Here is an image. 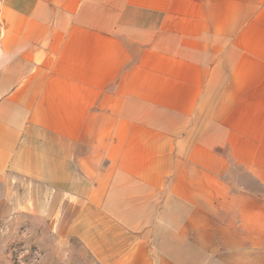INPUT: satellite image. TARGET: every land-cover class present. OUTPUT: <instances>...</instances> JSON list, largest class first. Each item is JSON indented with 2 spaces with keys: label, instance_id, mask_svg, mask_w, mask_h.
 Returning <instances> with one entry per match:
<instances>
[{
  "label": "crops",
  "instance_id": "1",
  "mask_svg": "<svg viewBox=\"0 0 264 264\" xmlns=\"http://www.w3.org/2000/svg\"><path fill=\"white\" fill-rule=\"evenodd\" d=\"M5 223L43 264H264V0H0Z\"/></svg>",
  "mask_w": 264,
  "mask_h": 264
},
{
  "label": "rangeland",
  "instance_id": "2",
  "mask_svg": "<svg viewBox=\"0 0 264 264\" xmlns=\"http://www.w3.org/2000/svg\"><path fill=\"white\" fill-rule=\"evenodd\" d=\"M20 191L21 193H23L25 190L21 187ZM8 226L11 227V225L5 223V225H3L4 228H1L5 233L1 236V238H3V242H5L4 247L6 250L2 251L0 255L6 261V263L9 264L11 262L15 264H21L22 259L23 264H33V261L38 260L40 257V260L37 262V264H43L42 261L45 255V251L39 249L38 247H35L34 244H29L28 239H26L22 234H13L12 230L8 231ZM57 247L60 246H56V248ZM22 253H24L23 257H21ZM58 254L59 250L56 253L55 259H59V256H57Z\"/></svg>",
  "mask_w": 264,
  "mask_h": 264
},
{
  "label": "clouds",
  "instance_id": "3",
  "mask_svg": "<svg viewBox=\"0 0 264 264\" xmlns=\"http://www.w3.org/2000/svg\"><path fill=\"white\" fill-rule=\"evenodd\" d=\"M28 233V232H27ZM27 233H25V238L26 239H28L29 237H28V235H27ZM23 255H24V253H22L21 254V257H23ZM40 260V257H39V259L38 260H34L33 261V264H37V262ZM21 264H23V260L21 259Z\"/></svg>",
  "mask_w": 264,
  "mask_h": 264
}]
</instances>
